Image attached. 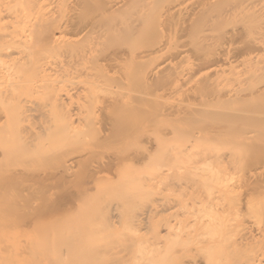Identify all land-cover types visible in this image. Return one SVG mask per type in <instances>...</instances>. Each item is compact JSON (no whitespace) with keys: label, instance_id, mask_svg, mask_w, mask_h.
<instances>
[{"label":"rangeland","instance_id":"1","mask_svg":"<svg viewBox=\"0 0 264 264\" xmlns=\"http://www.w3.org/2000/svg\"><path fill=\"white\" fill-rule=\"evenodd\" d=\"M139 1L0 0V29L16 25V46L38 50L33 29L44 17L72 25L56 35L80 44L72 54L59 44L44 48L25 72L0 59V264H85V254L101 250L108 264H193L195 257L202 264H264V120L228 134L234 122L224 118H264V102L223 101L227 90L247 98L264 86V48L242 53L257 34L241 16L207 36L186 16L174 17L178 12L167 18L170 9L189 11L199 0H154L146 12L136 11ZM103 13L114 24L99 38ZM63 60L76 63L78 73L66 78ZM124 102L126 111L117 106ZM50 120L56 129L42 131ZM22 139L53 151L32 154L27 145L17 154ZM67 158L72 172L53 181L50 172ZM110 159L115 166L87 184L89 163ZM32 171L49 172V180ZM65 196L68 208L42 219L50 224L34 225L40 214L32 215V199L43 207L45 198ZM249 222L252 230L245 229ZM75 229L84 242L60 254L59 237ZM252 234L254 241L242 242ZM211 237L209 245L201 242Z\"/></svg>","mask_w":264,"mask_h":264},{"label":"bare ground","instance_id":"2","mask_svg":"<svg viewBox=\"0 0 264 264\" xmlns=\"http://www.w3.org/2000/svg\"><path fill=\"white\" fill-rule=\"evenodd\" d=\"M111 2H114V1H111ZM153 2H154V0H145V1H142V2L139 1L135 5L136 11L140 10V8H141L143 11L146 12L147 9L152 6V3ZM180 7H181V5L179 6V8H177L178 11L177 10H173V9H172L173 12H170V11H172L171 9L169 10V12L167 11L168 13L166 12L167 13L166 15L169 16L167 18L168 19H171V16L173 17V14H175V13L178 12L177 14L174 15V17H176L178 14H179L178 15L179 18H180V15H182L181 18L182 17L184 18V16H186L185 18H189V21L191 20L190 21L191 22V25L194 27L193 30L194 31L196 30L198 32L201 31V32L204 33L203 35H205V36H207V34H212V31L215 29V27L217 26V24L218 25L220 24V22H223L224 20H227V19H230V18H233V17H238V16L240 17L241 16L242 17V20L244 22V25L246 26L245 28L247 29V31L248 32H252V33L254 32V33L257 34L256 37L255 36L253 38L251 37L252 38V40H250L251 42L247 41L249 44L247 43L244 46H242V53L250 52V51L256 50L258 48H264V38H263V36H264V0H242V2L232 3V4L229 3V0H199V2L196 3V6H194L193 9H191L189 11H186L188 9H186V7L184 8V6H182L181 8ZM183 9H186L185 10L186 12ZM174 11H176V12H174ZM13 15H12V17H13ZM10 16H11V12H10ZM10 21H8V23H10ZM14 21L12 20V22H14ZM98 21H99V24H102L104 26V28H100L98 30V36H99V38H106V37H108V35L110 34L111 29H112L110 27V25H113L114 24V21H112L110 19L109 15L107 13L101 14L100 17L98 18ZM6 23L7 22H5V25H6ZM11 24H10V26H11ZM13 24H12L13 28L11 27V30H10V27H8L9 28V30H8L9 33H6L7 31L5 32L6 28H4V29L1 28L0 29L1 30L0 32H2V30H4V32L0 33V56H1L0 59L3 60L4 58L9 57L10 58V60H9L10 64L11 65H15L16 67L18 66V69H20L21 72H25L27 70V67L28 66L33 65L37 61V59L40 58V56H38V54L41 53L44 48L47 49V48H49V46H51L53 44H59L60 47L65 48L66 51L69 52V53H71V52L72 53L77 52L78 49H79V47H80V44L78 42L77 43L67 42L66 39L64 37H62V35H60V36H57L56 35L55 30L63 33V32H65V30L67 31V29H69V28L71 30H73L72 29L73 28L72 25H71L72 28L70 27L69 24H67V25L66 24L65 25L57 24L55 26L48 19V17L42 18V20L40 22V27L36 25V27L33 29L34 33L36 34V37H35L36 40H33L34 42H32V45H33V47H35L36 49H38L37 51H35V49L32 48V47L31 48L29 46L27 47V43L22 44L21 47L20 46H16V42H14V40H13V38L14 39L16 38V34H15V28H16L15 26L16 25L15 24L13 25ZM31 27H33V26L30 25V28ZM137 29H139V26H137V27H136V25H132L131 26V30H137ZM10 31L11 32L13 31V33H11ZM209 32H211V33H209ZM3 33H5L7 35H5ZM203 38H205V37H203ZM64 40H65V42H64ZM33 43H35V44H33ZM17 47H19V48H17ZM83 57H84V55H83ZM117 59H118V57H117ZM75 60L77 61V64L79 65L78 58H76ZM66 61H68V60H66ZM77 64L74 63V62L71 63V61L70 62L68 61V63H67V62H65V60H63L62 66L59 67V68L60 69L62 68L61 69L62 72L65 71L64 73L67 74V76H66V78H67V77L71 76L72 74H77L78 73L79 69H77ZM80 64H81V60H80ZM81 68H82V71L81 72H83V71H85L87 69L82 64H81ZM64 73H62V74H64ZM145 73H146V71H145ZM145 73H144L143 77L147 76V73L146 74ZM151 75H154V76L158 75L157 74V71H152L151 72ZM177 75H178V73H177ZM179 75L180 76H183V73H179ZM73 76H75V75H73ZM195 90H196V93L199 94L201 96V98L203 99V97H204V94L203 93L204 92L201 91L200 89H194L193 91L195 92ZM218 94H219L218 95V101H221L220 99L222 98V95L219 92H218ZM226 96H227L226 100H223V101L224 102H227L229 104L230 103H241L242 101H245V102H247V101H249V102H264V86L261 87V89H258L257 91L252 90V91L248 92L246 94V97L247 98H244L243 97V94L241 95V93H239V92H233L232 90H227L226 91ZM129 105L130 104L127 103V102L117 104V106L122 107V110L123 111H126V107L130 108ZM260 110L261 111H264V107L261 108ZM4 112L5 111H0V113H2V114H4ZM224 118H226V119L234 122V124H230V127H229L230 129H228L227 131H225L228 134L238 133V132H240L242 130V126L243 127L252 126V125L257 124L261 120H264V118L257 117V116H254V115H251V116H243V115H240V114H226L224 116ZM43 127H47V128H43L42 131H54L56 129L57 125H56V123L54 121L53 122L51 121L48 125H45ZM218 131H220V129ZM20 141L21 142H19L20 144L18 145L19 149H17V148L15 149V150H17V154H19L18 152H19L20 149H21L20 150V153H21V151H23L24 150V147H26L27 145H29L28 146V149H30V151H34V152H30L32 154H34L36 151H37L36 153H38L39 151L41 152V151H46V150L53 151L51 149H45V148H42L41 149V147H38V148L35 147V146L32 147V145H33L32 141L27 140V139H25V140L22 139ZM62 152L65 153L66 150L65 151L62 150ZM25 153H23V154H25ZM138 154L140 155V153H138ZM134 155H137V154H134ZM139 155H138V158H136V159H140V157H142V158L144 157V155H140V156ZM31 156H33V155H31ZM69 157L71 158V156H69ZM118 158H120V157H118ZM128 158H130V157L128 156ZM131 158H132V156H131ZM32 159H33V157H32ZM32 159H30V160H32ZM64 159H66V157ZM68 159L69 158H67V160L65 162L63 161L64 163L62 164V170H56L54 173L50 172L49 175H51V176H49V177L53 181H55V179H58V178L60 179L62 177H65L66 178V176H68L70 174V172H72V171H69L70 168H71V167L69 168V165H71V164L69 162L70 159L69 160ZM24 160H26V158ZM103 160H104V158H103ZM111 160L112 159H110V162L107 160L105 162L103 161V162L100 163L99 162L100 159H99V161L98 160L95 161V164H94V161L91 162L92 164L91 163H89V165L87 164L88 166H91V168L87 166L88 169L90 170L88 172L89 174H86L87 171H88L87 168H86L87 171L85 170V172H84L86 175H89V176L86 177V178L89 177V180H88L89 182L87 183L86 180H85V182L87 184H89L91 181H93V182L96 181L97 182L98 181L97 179H99L100 173H101V175H103V168H105L107 166H109V167L110 166L111 167H114L115 166L116 163L112 164L114 161L111 162ZM97 161L99 162V164H98ZM83 162H84V160H83ZM96 162H97V165H96ZM93 164H94V166H93ZM18 165H20V164H18ZM24 165L23 164H22V166L20 165L21 168L18 167V169L19 170L21 169L20 171H23L22 169H23V167H25ZM29 166L30 165H28L27 168L30 171V169H29L30 167ZM27 168L24 169V170H26L27 174L25 173V171L22 172V173L20 172V173L22 175L25 173L28 176L29 175L28 174L29 171H27ZM14 169H15V173H16L17 167L14 166ZM14 169L11 170V171L14 172ZM33 171H32V174L31 175H33ZM35 172H34V174H35ZM41 173H44V172L42 171ZM48 173L49 172H45L44 174L47 176ZM16 174H18V176H19V172H17ZM39 174L40 173H37V175L36 174L35 175L36 176H39ZM22 175H20V176H22ZM35 175H33V176H35ZM40 175H41V177L40 176L39 177L42 178V179L45 176V175L43 176L42 174H40ZM64 175H66V176H64ZM11 176H12V174H11ZM15 176H17V175H15ZM23 176L20 177V178H23ZM104 176H106V175L104 174ZM13 178L15 179L14 176H13ZM46 178H44V179H46ZM16 179H18V178H16ZM246 183H247L246 185L248 186V189H250V188L251 189H256L257 188V185H258L255 182H252V183H249V184H248V182H246ZM66 196L65 197H58L55 200L45 198V199H47V201L49 203L46 201L47 204L46 205L45 204L44 205L42 204L43 207L41 206V203H43L44 201L41 202V200H40L41 198L40 199H38V198L32 199L31 200L32 203H30V205H29L32 208V211H33L32 212V215L35 213L36 215L39 216V214H40V217H37V218H36L35 215H33V217H34V220H33L34 221V225L38 224L40 226V225H43V223L44 224H48V223L50 224L51 223L50 220H47L46 221V220H42V219H44V218L45 219H49V218H47V216L50 217V215L55 210H60V209L68 208V203L71 201V198L66 197ZM81 197L83 198L82 200L87 201L86 198H85L86 196H83L82 195L79 198L81 199ZM33 201L35 203H33ZM78 201H79V199H78ZM40 212L42 213V215H41ZM25 214L28 215L29 212H27ZM41 216H42V218H41ZM25 218H27V217H24V219ZM29 218H31V216H29ZM54 222H55V224L57 223L56 220L55 221L53 220L52 223H54ZM249 223L245 225V229L252 230L254 225H253V223H250V224ZM262 224L264 225V220H263ZM199 228L200 227H198V229ZM80 232L81 231H79L78 229H75L73 232L68 233V234L61 235L59 237L60 244L58 246V250H59L60 254L62 253V251H64V249L66 247H69V248L72 247L73 248V247L79 246L81 243L84 242L85 238L80 235ZM51 238H52V235L46 236V240H50ZM200 239L202 240L201 241L202 243H206L208 241V245H209L211 243V241H213V240L216 239V237H211L210 239L209 238H200ZM255 239H256V236L254 234H252L249 237L242 238V242L246 243V242H249V241H254ZM100 247H103V246L100 245ZM38 252L39 253H46L47 254L46 250H44V249H38ZM85 255H84L83 259H81L79 261L85 262V264L86 263H88V264H108V262L105 261V257H104L103 250L97 252L95 254V257L94 258L93 257L89 258L88 257V254H85ZM193 264H202L201 258L200 257H195L194 260H193Z\"/></svg>","mask_w":264,"mask_h":264}]
</instances>
